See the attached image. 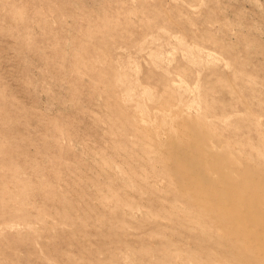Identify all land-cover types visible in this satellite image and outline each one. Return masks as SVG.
I'll return each mask as SVG.
<instances>
[{
    "label": "rangeland",
    "instance_id": "rangeland-1",
    "mask_svg": "<svg viewBox=\"0 0 264 264\" xmlns=\"http://www.w3.org/2000/svg\"><path fill=\"white\" fill-rule=\"evenodd\" d=\"M0 264H264V0H0Z\"/></svg>",
    "mask_w": 264,
    "mask_h": 264
}]
</instances>
